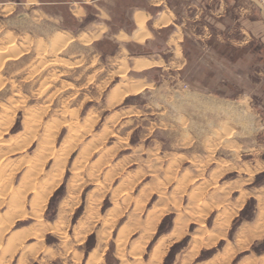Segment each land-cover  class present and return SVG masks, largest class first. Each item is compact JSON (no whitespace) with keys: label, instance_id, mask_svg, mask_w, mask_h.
Returning a JSON list of instances; mask_svg holds the SVG:
<instances>
[{"label":"rangeland","instance_id":"1","mask_svg":"<svg viewBox=\"0 0 264 264\" xmlns=\"http://www.w3.org/2000/svg\"><path fill=\"white\" fill-rule=\"evenodd\" d=\"M81 1L0 0V133L11 120L0 174H12L0 178V243L16 235L0 246V264H237L263 254L264 235L233 224L245 208L253 221L256 193L264 230V42L190 36L178 58L164 45L168 31L146 46L117 39L141 0ZM225 10L236 33L241 18H264L258 0ZM98 20L107 32L87 40ZM140 56L164 62L123 68ZM19 184L33 191L22 216L6 218ZM160 227L174 231L163 238Z\"/></svg>","mask_w":264,"mask_h":264},{"label":"crops","instance_id":"2","mask_svg":"<svg viewBox=\"0 0 264 264\" xmlns=\"http://www.w3.org/2000/svg\"><path fill=\"white\" fill-rule=\"evenodd\" d=\"M100 1L102 0H94L93 2ZM141 1L143 2L142 6L135 5L131 8V13L129 14L128 18L130 24L129 30H123L117 33V36L123 34L129 39V41L133 42V38L138 31L135 16L137 13L144 14L147 17L144 26L150 33L151 37L146 38L142 44L134 42L137 45H148L151 40L155 39L154 37L156 34H160L159 31H168L167 36L164 38V45L169 49H172V51H174V49L169 45V40L176 33L181 34V41L179 43H184L190 36L195 43H207L211 40V38L215 37L216 42L230 44L233 46L238 45L242 47H246V45L255 40L264 42V18L260 16L255 20H251L250 18H243L242 20L241 18V24L239 28H237L238 33H236V27L238 26H236V22L234 20H231L226 15L227 10H225V8H227V6L231 4L233 0H175L176 2H173V0H156L157 3H154V0ZM80 3L83 5H87L88 2L86 0H82ZM164 10L172 14L171 23L167 27L156 29L153 27V25L160 19L162 13L165 12ZM244 12L247 14V16L250 15V10L246 9ZM104 15H106L108 17L107 20H109L108 14H104L102 13V11H100L97 17L99 19H103ZM97 24L98 26H95L94 29H89L88 35L95 33L97 34L98 28L100 27L105 28V31L101 34V36H103V34L107 32L108 26L106 25L107 23L104 20H98ZM145 57H148L149 59H152L154 61H158L156 58H154V56L153 58L151 56ZM142 114L147 113L143 112L137 116H141ZM253 194H255L251 195V197H253L254 199H252V201L255 202L253 221H242L236 227V230L238 232L240 228H242L243 226H247L243 231H247L248 235L253 236L258 234L259 236H263L264 230H262V223L260 220L258 221V218L261 215V207L257 199L259 195L256 193ZM243 205L244 204H242V206H240L238 210H241L243 208ZM174 219L177 218L174 217ZM173 231L174 230L171 229L167 232H163L162 237H170L169 235H171ZM165 235L167 236L164 237ZM11 237L14 238V241L9 244L7 240H9ZM15 238V233H12L9 237H6L4 243H0V246L6 245L8 248L12 247L13 245H15ZM220 238L222 239V241H224L223 236ZM245 258H248V264H264V253L259 256H254V258L250 257V255L244 256L237 262V264H240V262L244 263ZM211 260L212 259L206 260V264H209ZM249 260L252 261V263Z\"/></svg>","mask_w":264,"mask_h":264},{"label":"bare ground","instance_id":"3","mask_svg":"<svg viewBox=\"0 0 264 264\" xmlns=\"http://www.w3.org/2000/svg\"><path fill=\"white\" fill-rule=\"evenodd\" d=\"M86 1H89V0H86ZM154 3H157V1L156 0H154L153 1ZM34 4H36V0H26V3H25V5H27V7L28 6H32V5H34ZM156 6V5H155ZM8 7V6H7ZM6 7V8H7ZM10 9V8H9ZM163 9V8H162ZM166 9V8H165ZM8 10H6V12H7ZM165 11V10H164ZM75 13H79V12H75ZM136 13V12H135ZM148 16V15H147ZM160 16V15H159ZM159 18V17H158ZM146 19H147V17L144 15V14H141V13H137L136 14V16H135V20H136V24H137V27H138V31H137V33H136V35H135V37L133 38V42H136V43H138V44H140L141 42H142V40L148 35V31H147V29L145 28V26H144V24H145V22H146ZM171 20H172V14L171 13H169L168 11H165V12H163L162 13V15H161V17H160V19L157 21V22H155L154 23V25H153V27L154 28H164V27H167L170 23H171ZM94 29V28H93ZM103 30H104V28H98V33L96 34H89L90 35V38H87V40H97L99 37H100V34L103 32ZM126 37V36H125ZM124 35L123 34H121V35H119V36H117V39L118 40H124ZM180 40H181V34L180 33H176V34H174L171 38H170V40H169V45L171 46V47H173V49H174V52H175V54H176V56H178V58L181 56V52H180V48H179V42H180ZM60 44V43H59ZM173 52V51H172ZM123 56L125 57L126 56V52H123ZM181 59V58H180ZM131 61V60H130ZM181 62V61H180ZM119 63V62H118ZM123 64H124V69H134V70H139V69H145V68H148V67H159V66H162L163 65V61H161V60H158V61H154V60H152V59H149V58H147V57H142V56H140V57H135V58H133L132 59V62H131V64H130V66H128V64L126 63V60H125V58H123V62H122ZM178 63V62H177ZM176 65V64H175ZM174 65V66H175ZM180 67V66H179ZM141 88V87H140ZM139 89V87L138 88H133V89H131V88H126L125 89V92H123L124 94H127V93H129V92H132L133 90H138ZM125 111H128V110H125ZM10 112H12V111H10ZM8 117V116H7ZM11 118V117H10ZM0 121H1V118H0ZM3 121V120H2ZM5 122H7V125H6V127L2 130V133H0V136L1 135H3V134H5L7 131H8V129H9V127H8V125L11 123V120H8V121H5ZM0 123H3V122H0ZM2 125V124H1ZM10 126H11V124H10ZM29 127V126H28ZM31 129V128H30ZM72 131L73 130H68L67 131V134L68 133H72ZM31 132V131H30ZM44 136H46L45 137V142H44V144H46V146L48 147V145H50L51 144V141L49 140V138H47V135H44ZM69 136V135H68ZM33 139V138H32ZM10 141V140H9ZM9 141H6V143H8ZM25 141H26V139H25ZM29 141H30V139H29ZM71 141V140H70ZM27 142V141H26ZM6 143H5V141H3V140H1L0 139V154H2V153H4V154H6L5 152H2V150L1 149H3L5 146H6ZM66 143V142H65ZM69 143V142H68ZM68 143H66V144H68ZM72 143V142H71ZM69 144V145H61V154H59L58 156H56L55 157V159H57L58 160V162H56L57 163V165H58V167L60 166V165H62L63 164V162H64V157H65V155L67 154V152L68 151H70V149L73 147V144ZM12 144V143H11ZM8 145V144H7ZM74 146H75V144H74ZM20 147V146H19ZM44 149L46 148V147H43ZM15 149V148H14ZM20 149H21V147H20ZM41 149V148H40ZM19 150V149H18ZM40 151V150H39ZM39 151H37V152H39ZM7 152H8V150H7ZM37 152H36V155H37ZM41 153H43V152H41ZM4 154L3 155H1V156H4ZM8 154H10V150H9V153ZM8 154H6V155H8ZM39 154V153H38ZM53 153H50V156L48 157V160L49 159H51V158H53V156H51ZM3 158V157H2ZM46 159H47V156H46ZM54 159V158H53ZM44 160H45V158H44ZM50 161V160H49ZM194 162V161H193ZM29 163V162H28ZM39 163V162H38ZM32 164V163H31ZM31 164H30V166H31ZM191 164H192V162H191ZM194 164V163H193ZM39 165V164H38ZM42 165V164H41ZM28 166H29V164H28ZM29 166V167H30ZM37 166V165H36ZM35 165L34 166H32V167H36ZM56 167V166H55ZM57 167V168H58ZM38 168H39V166H38ZM8 169V168H7ZM27 169H29V170H27V171H30L31 169L30 168H28L27 167ZM17 170V169H16ZM16 170H14V171H16ZM33 170H34V168H33ZM4 171V170H3ZM11 171V170H10ZM35 171V170H34ZM36 171H39V169H37ZM54 171V170H53ZM57 171H59V170H57ZM12 172V171H11ZM31 172H32V170H31ZM55 173H57L56 171H55ZM14 174V173H13ZM28 175V173L26 172L25 173V178H26V176ZM30 175V174H29ZM28 175V176H29ZM9 177H12V174L11 173H9V171H7V170H5L4 172H1V174H0V178H1V181H2V179H7V178H9ZM8 180V179H7ZM24 179H22L21 180V182L24 184V181H23ZM9 181V180H8ZM5 183H6V180H5ZM11 183H12V181H11ZM1 184V183H0ZM2 184H4V183H2ZM9 184H10V182H8V186H9ZM5 186H6V184H4ZM18 186H20V184L18 185ZM53 186L54 185H50V187L51 188H53ZM1 187H4L3 185L1 186ZM0 187V188H1ZM50 188V189H51ZM3 189V188H2ZM1 189V190H2ZM5 189V188H4ZM3 189V190H4ZM48 189V188H47ZM6 191H7V189H5ZM49 190V189H48ZM11 191V192H10ZM10 197H9V202L7 203L8 204V206H9V209L8 210H6L4 213H3V216H6V218L7 217H11V219H17L18 217H20V216H22L20 213L22 212V209H23V207H24V205H25V201H26V195H27V193H30V191H33V190H31V188H29V184H26V185H23V186H20L19 188H17V189H11L10 188ZM2 193V192H1ZM47 194V193H46ZM3 195V194H2ZM44 195V194H43ZM39 194L37 195V193L36 194H34L33 195V198H32V201L33 202H35L36 204V210L37 211H40L41 210V207H42V210H43V204L41 203V202H44V198L42 197V195H41V197L43 198H40V199H38L39 197ZM5 200H6V198H5V196L3 195L2 197H0V208H1V206H2V204L5 202ZM39 200V201H38ZM43 200V201H42ZM24 210V209H23ZM41 210V211H42ZM36 211V212H37ZM36 212H35V216L37 215L36 214ZM33 214V213H32ZM31 214V215H32ZM25 215V214H24ZM40 215V214H39ZM39 215H37V219L39 218ZM34 217V216H33ZM179 217V214H176V218H178ZM1 219V218H0ZM8 220H10V219H8ZM14 221V220H13ZM38 223V222H37ZM39 223H41V222H39ZM38 223V224H39ZM40 227H41V225H40ZM244 228H246V226H243L242 228H240V230L239 231H242V230H244ZM36 229V228H35ZM39 229V228H38ZM166 236V235H165ZM170 236V235H169ZM13 237H11L9 240H7V242L10 244V243H12L13 242ZM42 241V240H41ZM102 251V250H101ZM135 252V251H134ZM138 253V252H137ZM154 253V252H153ZM161 253V252H160ZM156 254V253H155ZM160 256V255H159ZM154 259V258H153ZM246 260V259H245ZM250 261V260H249ZM248 262V261H247ZM251 263H252V261H250ZM225 263V262H224ZM241 263V262H240ZM246 263V262H245ZM226 264V263H225ZM246 264H248V263H246ZM253 264V263H252Z\"/></svg>","mask_w":264,"mask_h":264},{"label":"trees","instance_id":"4","mask_svg":"<svg viewBox=\"0 0 264 264\" xmlns=\"http://www.w3.org/2000/svg\"><path fill=\"white\" fill-rule=\"evenodd\" d=\"M245 210H246V208L242 211L241 217L234 222L233 228L237 227L243 220H247V221L251 220L252 216H248L246 218L244 217ZM159 231H160V233L166 232V230L163 229V227H160ZM90 250H91V247L87 246V251H90Z\"/></svg>","mask_w":264,"mask_h":264},{"label":"built area","instance_id":"5","mask_svg":"<svg viewBox=\"0 0 264 264\" xmlns=\"http://www.w3.org/2000/svg\"><path fill=\"white\" fill-rule=\"evenodd\" d=\"M258 2L264 7V0H258Z\"/></svg>","mask_w":264,"mask_h":264},{"label":"flooded vegetation","instance_id":"6","mask_svg":"<svg viewBox=\"0 0 264 264\" xmlns=\"http://www.w3.org/2000/svg\"><path fill=\"white\" fill-rule=\"evenodd\" d=\"M73 15V14H72ZM74 16V15H73ZM75 17V16H74Z\"/></svg>","mask_w":264,"mask_h":264}]
</instances>
